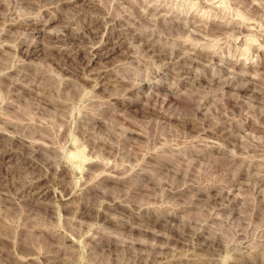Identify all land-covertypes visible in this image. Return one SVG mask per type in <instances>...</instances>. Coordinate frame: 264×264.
<instances>
[{
  "label": "rangeland",
  "instance_id": "rangeland-1",
  "mask_svg": "<svg viewBox=\"0 0 264 264\" xmlns=\"http://www.w3.org/2000/svg\"><path fill=\"white\" fill-rule=\"evenodd\" d=\"M0 264H264V0H0Z\"/></svg>",
  "mask_w": 264,
  "mask_h": 264
},
{
  "label": "bare ground",
  "instance_id": "bare-ground-1",
  "mask_svg": "<svg viewBox=\"0 0 264 264\" xmlns=\"http://www.w3.org/2000/svg\"><path fill=\"white\" fill-rule=\"evenodd\" d=\"M92 33H93V32H92ZM110 41H111V40H110ZM93 48H95V47H93ZM97 50H98V49H97ZM94 51H96V49H94L93 52H94ZM93 52H92V53H93ZM95 55H96V53H93V56H95ZM86 56H87V55H86ZM84 58H85V57H84Z\"/></svg>",
  "mask_w": 264,
  "mask_h": 264
}]
</instances>
